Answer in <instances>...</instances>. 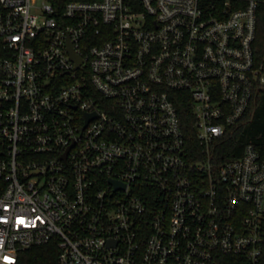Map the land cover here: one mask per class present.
I'll return each mask as SVG.
<instances>
[{
  "label": "built area",
  "instance_id": "2783aa9c",
  "mask_svg": "<svg viewBox=\"0 0 264 264\" xmlns=\"http://www.w3.org/2000/svg\"><path fill=\"white\" fill-rule=\"evenodd\" d=\"M257 9L0 0V264H264V158L213 152L264 84Z\"/></svg>",
  "mask_w": 264,
  "mask_h": 264
},
{
  "label": "trees",
  "instance_id": "16d2710c",
  "mask_svg": "<svg viewBox=\"0 0 264 264\" xmlns=\"http://www.w3.org/2000/svg\"><path fill=\"white\" fill-rule=\"evenodd\" d=\"M61 15L66 5L75 0H47ZM95 1V0H79ZM207 5H224L227 0H203ZM250 0H229L232 10L245 8ZM258 1L257 30L254 41L255 60L264 66V0ZM181 116L185 130L189 136H195L197 128L194 123L193 109L190 103L180 104ZM252 144L264 158V84H258L251 105L243 119L229 128L227 133L213 146V152L219 163L240 157L245 148ZM199 148V146H198ZM60 249L55 241L48 244L33 246L20 253V264H59Z\"/></svg>",
  "mask_w": 264,
  "mask_h": 264
},
{
  "label": "water",
  "instance_id": "95a60500",
  "mask_svg": "<svg viewBox=\"0 0 264 264\" xmlns=\"http://www.w3.org/2000/svg\"><path fill=\"white\" fill-rule=\"evenodd\" d=\"M73 56H74L75 60L77 61V65L79 66L83 62V59L75 53H73Z\"/></svg>",
  "mask_w": 264,
  "mask_h": 264
}]
</instances>
